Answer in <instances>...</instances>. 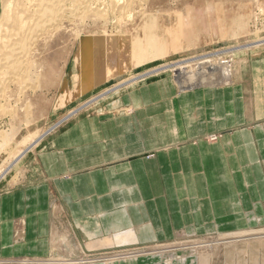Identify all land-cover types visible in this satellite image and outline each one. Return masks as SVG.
I'll return each instance as SVG.
<instances>
[{"label":"rangeland","instance_id":"1","mask_svg":"<svg viewBox=\"0 0 264 264\" xmlns=\"http://www.w3.org/2000/svg\"><path fill=\"white\" fill-rule=\"evenodd\" d=\"M117 15L119 17H115L119 19L111 13L98 17L93 14L82 23L80 20L76 24L65 23L66 31L64 28L58 29L40 41L37 54L44 67L43 77L34 83L35 87H29L25 92L23 101L28 103L26 106L21 101L12 106L20 117L24 113H31L28 119H37L32 126L37 123L49 132L34 147H30L32 141H28L19 149L24 148L23 153H26L0 179V196L42 184L43 166L39 161L41 152H54L62 156L66 148L61 146V141L78 135L86 142L83 144L100 145L104 150H109L105 151V156L111 157L109 162L115 167L113 169L116 173L119 167L122 170L124 163L137 160L145 161L146 166H150V160L157 157L153 168L127 169L125 180L132 184V178L140 177L142 172L151 178L149 182L151 185L153 183L157 194H165L173 180L170 181L165 158L159 156L158 150L163 153L166 147L177 148V145L196 143V138L175 140L168 136L169 132H165V128L161 129V126H167V118H170L166 104H163L167 101L165 98L182 96L177 87L171 90L176 65L196 58L216 62L217 57H221L229 64L230 70L240 68L243 83L240 84V88L243 86L240 95L244 102L252 95L249 94L251 89L244 88L250 80L249 67L264 62V47L251 51L239 48L247 43L256 42L259 45L264 41V0H136L135 7ZM239 63L240 67L235 66ZM165 68L167 71L160 76L159 73L165 71ZM149 73L159 76H150L146 81L142 79L138 84H130V81ZM47 76H52L54 82L48 84ZM119 86L118 90L112 91ZM215 88L228 90L230 86ZM137 102L141 104L130 111ZM153 102H156L154 104L159 109L150 105ZM78 109L79 112L72 114ZM157 119L158 132L154 131L156 124L152 122ZM263 122L244 120L237 128L245 129L250 123ZM4 126H8L7 119L0 120V127ZM28 133L24 130L18 132V136L26 137ZM36 133L41 135L43 132ZM225 133L234 132H212L205 136V142H219ZM111 151L116 153L109 154ZM1 154L3 158L6 157L5 152ZM12 159L9 158L8 162ZM7 164L3 165V171ZM246 171L242 169L244 174ZM241 233L256 238L264 233V226ZM241 233L197 234L180 231L169 241L154 244L141 242L138 245L132 242L130 246H118L112 239L104 247L95 245L88 253L81 247L79 252L97 259L122 251L128 253L131 250L170 247L166 254H177L186 252L187 249L181 248H186L184 246L192 240L210 238L222 242ZM64 237L70 244L76 245ZM56 256L53 248L46 260ZM103 261L108 263L107 260Z\"/></svg>","mask_w":264,"mask_h":264},{"label":"crops","instance_id":"2","mask_svg":"<svg viewBox=\"0 0 264 264\" xmlns=\"http://www.w3.org/2000/svg\"><path fill=\"white\" fill-rule=\"evenodd\" d=\"M249 69L244 88L252 95L247 102L240 95L241 82L228 90L199 88L165 98L170 118L161 129L175 140L196 138L195 144L177 148L164 145L163 153L161 147L156 149L173 180L165 194H157L142 172L132 184L125 180L127 169L153 168L157 157L150 166L137 160L124 163L116 173L111 157L105 156L109 150L83 144L81 135L61 141L66 148L62 156L41 152L42 184L0 196V264H23L17 261L22 258L46 260L55 235L68 237L88 253L95 245L104 247L105 240L114 239L118 246L154 244L180 231L229 234L264 226V122L237 128L244 120L264 121V62ZM154 103L150 105L159 109ZM157 121L152 120L156 132ZM212 132L234 133L209 144L205 136ZM154 248L141 249L137 254L143 252L142 256L132 260L88 264H182L180 259L191 263L186 252L160 256Z\"/></svg>","mask_w":264,"mask_h":264},{"label":"bare ground","instance_id":"3","mask_svg":"<svg viewBox=\"0 0 264 264\" xmlns=\"http://www.w3.org/2000/svg\"><path fill=\"white\" fill-rule=\"evenodd\" d=\"M135 4L136 0H0V120H8L7 127H0V179L22 154L26 153H23L24 148L19 150L24 147L25 143L32 141L30 147H34L49 132L44 128H40L37 123L32 126L37 119L31 117L32 120H29L31 113H24L20 117L21 115L16 114L15 107L12 106L13 104H19L20 101L26 106L28 103L23 101L25 92L29 87H35L34 83L43 77L44 67L41 58L37 54L40 51V41L44 40L45 36L54 33V31L64 28L65 23L76 24L78 20L82 23L93 14L98 17L108 16L111 13L114 17H119L117 14L126 13V10L135 7ZM255 43H247L240 46L239 49L251 51L264 47V41L260 42L259 45ZM203 59L196 58L182 62L173 69L176 76L174 75L172 82L180 93L199 88L226 87L241 82L240 68L230 70L228 68L229 64L223 61L221 57H217L218 61L216 62L211 59ZM240 65L239 63L235 66L240 67ZM122 69L124 70V67ZM166 71L165 68V71H162L159 75L161 76ZM149 74L129 83L137 82L138 84L139 80L144 79L146 81L150 76L156 75ZM51 77H46L48 84L54 82V78ZM119 88L120 86L112 91ZM79 110L72 114H76ZM24 130L29 132L28 135L19 137L18 132ZM36 132L43 133L39 135ZM2 152H5V158L1 156ZM9 158H13L12 161L8 162ZM5 163L10 165L7 164L6 169L3 171ZM259 235L255 238L241 233L237 237H231L222 242L220 240L213 241L210 238L203 241L192 240L188 245L184 246L182 244L186 248L181 249H187L185 251L191 261L190 264H264V233ZM54 239L57 258L48 260L22 258L17 261L23 264H88L103 260L114 263L115 261L132 260L142 256V253L137 254L139 251L136 250L130 253L116 252L97 259L89 258L85 253L79 252L82 250L80 245L70 244L65 237ZM104 242L109 244L110 240ZM105 243L104 245H106ZM166 245L168 247V244ZM169 249L170 247H160L158 253H162L159 254L161 256ZM180 261L182 264H186V260L180 259Z\"/></svg>","mask_w":264,"mask_h":264}]
</instances>
